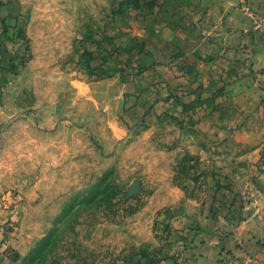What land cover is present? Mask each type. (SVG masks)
I'll return each mask as SVG.
<instances>
[{"label":"rangeland","instance_id":"obj_1","mask_svg":"<svg viewBox=\"0 0 264 264\" xmlns=\"http://www.w3.org/2000/svg\"><path fill=\"white\" fill-rule=\"evenodd\" d=\"M238 7L264 49V0ZM174 11L0 0V264H201L217 223L241 236L219 254L264 253V97L244 146L229 130L245 114L159 89Z\"/></svg>","mask_w":264,"mask_h":264},{"label":"crops","instance_id":"obj_2","mask_svg":"<svg viewBox=\"0 0 264 264\" xmlns=\"http://www.w3.org/2000/svg\"><path fill=\"white\" fill-rule=\"evenodd\" d=\"M246 1L251 3V0ZM239 2L241 0H165L166 6L176 11L171 22L179 21L165 27L171 62L156 74L155 81L159 89L166 86L170 94L181 90L182 99L193 107L198 98L200 113L208 110V113L245 114L244 125L236 124L229 131L236 142L240 139L244 146H253L248 134L254 128L253 119L248 116L254 113V100L264 97V74L255 80L251 72L264 67V49L252 28V20L239 9ZM179 24L182 28L177 26ZM141 98L144 103L149 102L146 95ZM201 98L206 101L201 102ZM164 107L176 109L174 98L159 101L150 111L159 112ZM221 227L217 223L213 230L201 231V239L207 240L204 248L198 247L196 252L203 254H190V261L198 258L201 264H264V253L219 254V248L241 238L237 228H233L236 229L234 235L225 238Z\"/></svg>","mask_w":264,"mask_h":264}]
</instances>
